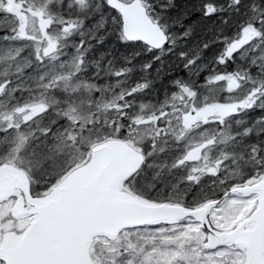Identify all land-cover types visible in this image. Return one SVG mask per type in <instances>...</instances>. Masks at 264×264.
<instances>
[{
  "label": "snow or ice",
  "instance_id": "6c2138e0",
  "mask_svg": "<svg viewBox=\"0 0 264 264\" xmlns=\"http://www.w3.org/2000/svg\"><path fill=\"white\" fill-rule=\"evenodd\" d=\"M256 235L264 0H0V264H264Z\"/></svg>",
  "mask_w": 264,
  "mask_h": 264
},
{
  "label": "water",
  "instance_id": "95a60500",
  "mask_svg": "<svg viewBox=\"0 0 264 264\" xmlns=\"http://www.w3.org/2000/svg\"><path fill=\"white\" fill-rule=\"evenodd\" d=\"M133 32L136 35H142L144 34L143 26L137 25L133 28ZM108 159H111V157H108ZM68 254L72 256V258H78L82 255L83 249L79 246L78 243L73 242L67 250ZM250 259L253 260H262L264 259V243L261 242L260 236L256 235L253 238V241L250 245V252H249Z\"/></svg>",
  "mask_w": 264,
  "mask_h": 264
},
{
  "label": "rangeland",
  "instance_id": "374dc122",
  "mask_svg": "<svg viewBox=\"0 0 264 264\" xmlns=\"http://www.w3.org/2000/svg\"><path fill=\"white\" fill-rule=\"evenodd\" d=\"M143 179L145 182H149L151 181V175L149 174L148 176H145Z\"/></svg>",
  "mask_w": 264,
  "mask_h": 264
}]
</instances>
